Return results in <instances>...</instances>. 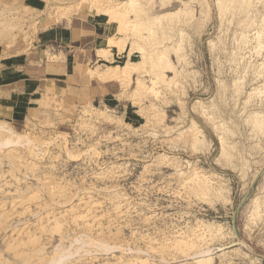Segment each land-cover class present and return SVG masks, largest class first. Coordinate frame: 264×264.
Returning a JSON list of instances; mask_svg holds the SVG:
<instances>
[{
  "label": "rangeland",
  "instance_id": "rangeland-1",
  "mask_svg": "<svg viewBox=\"0 0 264 264\" xmlns=\"http://www.w3.org/2000/svg\"><path fill=\"white\" fill-rule=\"evenodd\" d=\"M121 1L0 0V122L26 141L0 149V264H264V0ZM74 11L111 26L99 99L16 81Z\"/></svg>",
  "mask_w": 264,
  "mask_h": 264
},
{
  "label": "crops",
  "instance_id": "crops-1",
  "mask_svg": "<svg viewBox=\"0 0 264 264\" xmlns=\"http://www.w3.org/2000/svg\"><path fill=\"white\" fill-rule=\"evenodd\" d=\"M110 28L109 22L97 14L83 15L79 11L63 18L58 25H48L33 44L28 62L18 66L20 72L22 67L35 66L34 75L18 74L16 81L36 82V88L47 82L68 99L84 95L99 99L104 90L110 89L97 75H88L86 67L102 64L94 45L108 34ZM113 51L112 55H116L117 51Z\"/></svg>",
  "mask_w": 264,
  "mask_h": 264
},
{
  "label": "bare ground",
  "instance_id": "bare-ground-1",
  "mask_svg": "<svg viewBox=\"0 0 264 264\" xmlns=\"http://www.w3.org/2000/svg\"><path fill=\"white\" fill-rule=\"evenodd\" d=\"M136 1L137 0H123V1H121V5H123L124 6V9L123 10H127L129 7H133L135 4H137L136 3ZM187 1V0H186ZM186 1H185V3H186ZM217 2V1H216ZM184 3V4H185ZM219 3V2H218ZM119 4V5H120ZM183 4V3H182ZM186 6H187V3L185 4ZM121 7V6H120ZM115 8V7H114ZM119 9V7H117L116 6V9ZM181 8V7H180ZM179 8V9H180ZM181 10V9H180ZM178 11V7L176 8V9H174V10H169V11H165V12H163V14L164 15H173L174 13H176ZM121 12H124V11H121ZM121 12L120 11H118V14L120 15L121 14ZM117 13V12H116ZM116 13H114V15L116 14ZM160 14H162V13H159V15ZM156 16H157V14H156ZM161 16V15H160ZM159 16V17H160ZM158 18V16L156 17V19ZM116 19V18H115ZM123 19V18H122ZM121 19V20H122ZM119 20V19H118ZM153 19H151V21H148V24L147 25H150L151 27H152V24L154 23L153 21H152ZM154 20H155V17H154ZM124 21V20H123ZM120 22H122V21H120ZM147 23V22H146ZM151 23V24H150ZM136 24V23H135ZM135 26V25H134ZM139 26V25H138ZM137 25L135 26L136 28L138 27ZM141 26L143 27V25L141 24ZM150 26H148V27H150ZM140 27V26H139ZM147 28V27H146ZM152 29V28H151ZM150 31V30H149ZM109 40H111V39H109ZM114 40V39H113ZM117 42H118V40H117ZM113 43H116V40H114L113 41ZM121 45V44H120ZM140 49H143L142 47L141 48H139V50L138 51H135V52H139V53H141L142 52V50H140ZM134 51H131L130 53H129V60H126L125 62H124V64L128 67V66H131L132 65V63H134V62H136V61H134V60H132L131 58H132V55H133V53H135ZM113 67H116V65L115 66H113ZM121 71V70H120ZM122 74L123 75H121V78L126 74H128L127 73V70L126 69H122ZM99 73H105L106 75H109V76H111V75H113V74H119V73H117V69L116 68H111L109 71H104V72H99ZM98 73V74H99ZM119 78V77H118ZM109 79H111V78H109ZM197 102V101H196ZM257 112V111H256ZM255 112H253L252 114H254ZM252 116V115H251ZM254 117L255 118H253L252 120H255V122H257V124H260L261 123V121H260V118L262 117H260V114H258V116H256L255 114H254ZM264 117V116H263ZM254 123V122H253ZM190 128H189V130H191L192 129V131L191 132H193V138H197L198 139V137H200L201 136V132H200V130H199V128L196 126V122L195 121H193V125H191V126H189ZM188 130V131H189ZM5 132H8L7 134H5ZM200 140V139H199ZM25 136L24 135H22V134H16V133H14L13 131H11V130H9V128H7L4 124H2L1 122H0V149H9V148H11V147H13L14 145H23V144H25ZM16 145V146H17ZM18 145V146H19ZM196 174V173H195ZM200 183H199V186H203V184L204 183H206V182H204V183H201V182H203V180L202 181H199ZM205 186V185H204ZM256 201V200H255ZM73 244V243H72ZM98 246H100L101 248H104V249H111L112 248V246L110 245H108V244H103L102 242L101 243H98L97 244ZM69 247H71V246H69ZM77 249H79L78 247H77ZM114 249V248H113ZM77 251V250H76ZM86 251V250H85ZM72 255V253H71V251L70 250H65L64 251V253L62 254V255H60L59 256V258H57V260H55V263L57 264V263H59V262H61L63 259H65V258H67V257H69V256H71ZM192 258L193 259H195V262H190V263H196V264H214L213 262H212V256H210V249H208V248H206V249H199L198 251H195L194 252V254L192 255ZM50 263V262H49Z\"/></svg>",
  "mask_w": 264,
  "mask_h": 264
},
{
  "label": "water",
  "instance_id": "water-1",
  "mask_svg": "<svg viewBox=\"0 0 264 264\" xmlns=\"http://www.w3.org/2000/svg\"><path fill=\"white\" fill-rule=\"evenodd\" d=\"M233 215H235V212H234V214Z\"/></svg>",
  "mask_w": 264,
  "mask_h": 264
}]
</instances>
